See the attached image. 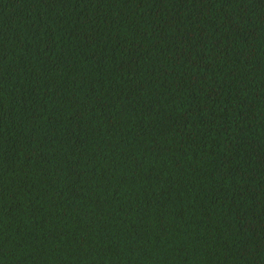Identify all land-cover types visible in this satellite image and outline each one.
I'll return each mask as SVG.
<instances>
[{"label":"trees","instance_id":"trees-1","mask_svg":"<svg viewBox=\"0 0 264 264\" xmlns=\"http://www.w3.org/2000/svg\"><path fill=\"white\" fill-rule=\"evenodd\" d=\"M0 264H264V0H0Z\"/></svg>","mask_w":264,"mask_h":264}]
</instances>
